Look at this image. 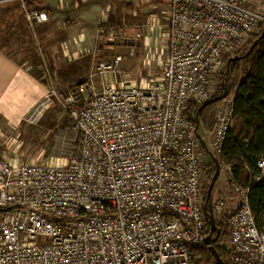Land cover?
Masks as SVG:
<instances>
[{
  "label": "built area",
  "instance_id": "1",
  "mask_svg": "<svg viewBox=\"0 0 264 264\" xmlns=\"http://www.w3.org/2000/svg\"><path fill=\"white\" fill-rule=\"evenodd\" d=\"M12 1L30 28L48 23L27 0L0 3ZM252 2L170 0L166 61L149 83L103 84L118 71L116 55L75 85L50 88L26 122L57 100L69 121L60 132L64 157L13 165L0 156V264H215L204 261L202 151L187 112L191 102L211 99L222 58L242 53L264 28ZM98 34L112 42L122 31ZM221 103L210 134L219 155L234 123L232 100ZM256 167L263 176L264 156ZM227 176L229 191L211 208L227 229L229 264H264V230L248 202L252 183Z\"/></svg>",
  "mask_w": 264,
  "mask_h": 264
},
{
  "label": "crops",
  "instance_id": "2",
  "mask_svg": "<svg viewBox=\"0 0 264 264\" xmlns=\"http://www.w3.org/2000/svg\"><path fill=\"white\" fill-rule=\"evenodd\" d=\"M253 2L251 8L255 11L264 8L259 0ZM9 3L17 5L22 14L15 1L0 5ZM27 4L46 12L49 21L25 29V37L30 41L22 44L20 60L0 48V143L19 131L50 88L77 84L99 62L116 55L122 57L118 71L103 82L113 86L137 85L132 83L130 73L132 54L136 57L139 52L143 56L148 53L150 57L142 59L146 62L165 54L161 67L165 64L170 0H27ZM109 26L120 29L122 36L111 42L108 36L98 34L99 28ZM76 62L81 68L77 76L67 81L58 78L64 67ZM95 85L97 89L101 87L99 79H95ZM57 103L60 104L53 100L41 116L51 113L54 120Z\"/></svg>",
  "mask_w": 264,
  "mask_h": 264
},
{
  "label": "rangeland",
  "instance_id": "3",
  "mask_svg": "<svg viewBox=\"0 0 264 264\" xmlns=\"http://www.w3.org/2000/svg\"><path fill=\"white\" fill-rule=\"evenodd\" d=\"M260 2L261 5L264 4V0H259V3ZM254 3L255 1L253 2V6ZM7 5L9 6L0 5V48H5L4 51L8 54V56L14 58L15 60H20L19 54L22 44L25 40L30 41L25 37L24 32L26 31V28H29V25L19 11L17 5L12 3ZM258 11L264 13V8ZM27 47L29 48V46ZM139 53L140 54L136 55V57H133L132 54V71L130 72L132 74V83H136L137 85H139V82L149 83L151 79L157 78L162 69V61L166 56L165 54L160 55L158 53L159 56H155L154 59L146 62V60L142 59L144 57L148 59L150 57L148 53H146V56H143L142 52ZM229 58H226V56L222 58L217 72L210 78L211 95L218 92L217 90L220 85L222 87L223 80L225 81V87L229 89L230 73L228 72V74L225 75L227 69L226 63ZM139 62H141L140 65ZM80 72L81 68L79 63H70V65L64 67L58 73V78L62 81H67L77 76ZM97 80L98 79H96V81ZM57 105L58 110L53 116L54 120L52 119V114L50 113L49 115L43 114V116L33 123L22 122L18 132L11 134L8 140L0 143V156L5 157L2 158L13 165L42 164L49 162L61 163L58 159H63L64 157L63 152H61L62 148H64V143L61 141L60 132L63 128L68 126L69 121L67 124L68 119L62 106L58 103ZM221 105L222 103H220L213 111V117L211 118L212 129L215 122V116ZM234 126L235 123H233L232 129ZM200 129H198V131L201 139L210 151V153L206 152L200 142H198L202 151L201 187L202 192L204 193V200L206 192L210 186L211 179L215 173V161L217 162L219 170V176L217 177L211 191V202H214L215 200L222 198L229 191L227 173L230 170V165L224 162L220 155L217 154L211 147V131L209 133H204ZM204 261L209 263L211 258L208 259L205 256Z\"/></svg>",
  "mask_w": 264,
  "mask_h": 264
},
{
  "label": "trees",
  "instance_id": "4",
  "mask_svg": "<svg viewBox=\"0 0 264 264\" xmlns=\"http://www.w3.org/2000/svg\"><path fill=\"white\" fill-rule=\"evenodd\" d=\"M262 30H260V33ZM260 33L250 38L245 49L243 48V52L240 53L241 55L247 51V47ZM226 58H229V56H226ZM229 73V94L226 99L232 100L235 126L227 135L220 157L230 165L231 178L234 182L240 185L252 183L248 192L249 206L255 217L257 228L264 230L262 224V217L264 216V175L260 177V171L256 167V162L264 156V38L258 42L247 57L232 62ZM217 91L211 99L222 93L221 85ZM220 103H211L199 113L198 125L204 133L212 131L211 118L213 117V111ZM201 105L191 102L188 108L187 113L193 118L194 128L196 114ZM257 178L258 180L255 181ZM216 227L219 236L213 246L224 264H229L228 252L222 247L228 239L227 229L223 223L216 222ZM205 228L207 235L209 233L207 223ZM213 237H215V234H213ZM205 256L208 259L211 258L207 250Z\"/></svg>",
  "mask_w": 264,
  "mask_h": 264
},
{
  "label": "water",
  "instance_id": "5",
  "mask_svg": "<svg viewBox=\"0 0 264 264\" xmlns=\"http://www.w3.org/2000/svg\"><path fill=\"white\" fill-rule=\"evenodd\" d=\"M264 38V28L263 30L261 31V33L259 34V36L253 40L250 44V46L248 47L247 51L243 54V55H235L234 57H230L228 60H227V63H226V73L225 75L228 74L229 72V66L232 62L234 61H237V60H240V59H244L245 57H247L251 51L256 47V45L258 44V42L260 40H262ZM222 94L221 95H218L206 102H204L200 108L198 109V112L196 114V118H195V134H196V137L198 139V141L200 142L201 146L204 148V150L208 153H210L208 147L206 146V144H204L203 140L201 139V136L199 134V125H198V116H199V113L206 107L208 106L209 104L211 103H217V102H221L223 101L224 99H226L228 97V89L225 87V81L223 80L222 81ZM219 175V170H218V166H217V162L215 161V173L211 179V183H210V186L206 192V197H205V206H204V216H205V221L209 227V233L208 235L206 236L205 238V244L207 245V250L208 252L210 253V256L212 258V260L214 261L215 264H224V262L222 261L221 257L219 256V254L217 253L216 249L214 248L213 244L217 241L218 239V236H219V232H218V229L216 227V222L214 220V217H213V214H212V208H211V191H212V188L214 186V183L217 179ZM213 234H215V237H213Z\"/></svg>",
  "mask_w": 264,
  "mask_h": 264
}]
</instances>
